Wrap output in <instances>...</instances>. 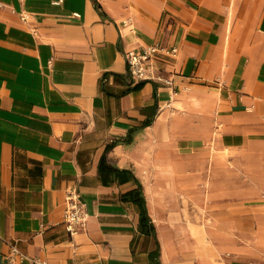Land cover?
Instances as JSON below:
<instances>
[{
	"label": "crops",
	"instance_id": "1",
	"mask_svg": "<svg viewBox=\"0 0 264 264\" xmlns=\"http://www.w3.org/2000/svg\"><path fill=\"white\" fill-rule=\"evenodd\" d=\"M53 1L0 0V264H264V0ZM151 42L171 86L127 73Z\"/></svg>",
	"mask_w": 264,
	"mask_h": 264
},
{
	"label": "built area",
	"instance_id": "2",
	"mask_svg": "<svg viewBox=\"0 0 264 264\" xmlns=\"http://www.w3.org/2000/svg\"><path fill=\"white\" fill-rule=\"evenodd\" d=\"M61 0H54L59 3ZM75 14H77L75 12ZM30 17L26 11L20 12V18L25 20ZM177 53L175 45H165L159 42H151L139 47H132L123 51L126 62V70L132 80L138 82L143 80L156 81L161 84L171 86L173 78L166 75L165 70L154 63L158 57L171 58ZM106 78L104 77L103 80ZM88 217L87 203L78 194L76 187L71 186L66 190L65 203L63 208V224L65 229L71 234L77 233L84 225ZM12 254L18 253L21 258H28L33 264H48L37 257L28 256L21 252L14 244H11ZM9 264L12 257H7Z\"/></svg>",
	"mask_w": 264,
	"mask_h": 264
},
{
	"label": "trees",
	"instance_id": "3",
	"mask_svg": "<svg viewBox=\"0 0 264 264\" xmlns=\"http://www.w3.org/2000/svg\"><path fill=\"white\" fill-rule=\"evenodd\" d=\"M95 4V6L97 7V9L101 10V6L99 4V2L97 0H92ZM140 84H136L133 85L131 87H128L125 91H128L131 88H137L139 87ZM155 108V107H154ZM151 121V117L144 120L141 125L135 126L133 127L130 132L128 133V135L126 137H124L123 141L125 142H129L132 138V133L135 132L136 130L140 129L141 127L145 126L146 124L150 123ZM118 140L120 139H114L111 142L107 143L104 149V152L102 153L100 159H99V163H98V168L99 171L102 175L104 174H120L122 172L127 173L126 175V179L127 178H133L135 180L136 183V187L131 189L130 191L126 192L125 194L122 195L123 198H127V199H131L133 201H135L138 205H139V209H140V213H139V228L145 232H151L154 233V226L153 224L149 221L150 217L147 213V209H146V205H145V199L142 195L141 192V184L140 182L137 180V178L128 170L126 169H120L117 168L111 164L108 163L107 158H106V152L107 150H109ZM125 179V178H124ZM158 252H159V246L156 247L155 253H150V258L151 260L155 261L157 264L159 263V260L157 258L158 256ZM155 256V257H154Z\"/></svg>",
	"mask_w": 264,
	"mask_h": 264
}]
</instances>
